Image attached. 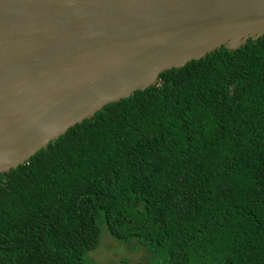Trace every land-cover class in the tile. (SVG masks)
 <instances>
[{
    "label": "trees",
    "instance_id": "obj_1",
    "mask_svg": "<svg viewBox=\"0 0 264 264\" xmlns=\"http://www.w3.org/2000/svg\"><path fill=\"white\" fill-rule=\"evenodd\" d=\"M0 174V264H264V35L166 69ZM137 244V243H136Z\"/></svg>",
    "mask_w": 264,
    "mask_h": 264
},
{
    "label": "water",
    "instance_id": "obj_2",
    "mask_svg": "<svg viewBox=\"0 0 264 264\" xmlns=\"http://www.w3.org/2000/svg\"><path fill=\"white\" fill-rule=\"evenodd\" d=\"M264 35V0H0V174L158 75Z\"/></svg>",
    "mask_w": 264,
    "mask_h": 264
},
{
    "label": "rangeland",
    "instance_id": "obj_3",
    "mask_svg": "<svg viewBox=\"0 0 264 264\" xmlns=\"http://www.w3.org/2000/svg\"><path fill=\"white\" fill-rule=\"evenodd\" d=\"M142 248L134 238L127 241L117 240L103 229L99 243L88 255L94 262L101 264H143L147 259Z\"/></svg>",
    "mask_w": 264,
    "mask_h": 264
}]
</instances>
